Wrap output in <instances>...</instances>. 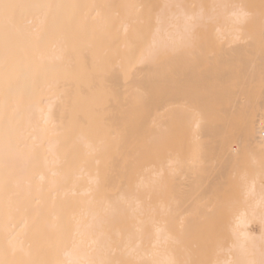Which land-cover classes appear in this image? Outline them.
<instances>
[{"label": "bare ground", "instance_id": "6f19581e", "mask_svg": "<svg viewBox=\"0 0 264 264\" xmlns=\"http://www.w3.org/2000/svg\"><path fill=\"white\" fill-rule=\"evenodd\" d=\"M233 1L0 0V264H264V0Z\"/></svg>", "mask_w": 264, "mask_h": 264}, {"label": "rangeland", "instance_id": "374dc122", "mask_svg": "<svg viewBox=\"0 0 264 264\" xmlns=\"http://www.w3.org/2000/svg\"><path fill=\"white\" fill-rule=\"evenodd\" d=\"M185 1H189V2H203L202 0H185ZM211 0H207V1H204L203 3L204 4H207V2H210ZM214 1V0H213ZM216 1V0H215ZM224 1H227V0H224ZM234 2L233 0H230V2ZM243 1H246V0H243ZM248 1V0H247ZM249 1H252V0H249ZM235 2H240V0H238V1H236L235 0ZM242 2V1H241ZM233 181H234V183H236V184H233ZM233 181H231V182H229L228 183V185L225 187V188H228V190L230 191V189L232 188V186H235L234 188H236V190L234 189V188H232V189H234V191L231 189V191H233V192H229L227 189V192H229V194H228V197H230L231 196V194H234L233 196H235L236 194H238V192L240 191V187H237V186H239V185H241V181L240 180H238V182H240V184L237 182V180L235 181V180H233ZM214 182H216V181H214ZM214 184V183H213ZM216 184H218V182L216 183ZM216 184H214V185H216ZM239 184V185H238ZM237 185V186H236ZM224 186V185H223ZM222 186V187H223ZM215 187V189H218L217 187H221L220 185H216V186H214ZM225 188L223 187L222 188V190H224L225 191V193H226V195H227V192H226V190H225ZM239 189V190H238ZM221 190V189H220ZM238 190V191H237ZM232 196V197H233ZM232 197H230V198H232ZM255 230H257V228H255Z\"/></svg>", "mask_w": 264, "mask_h": 264}, {"label": "snow or ice", "instance_id": "6c2138e0", "mask_svg": "<svg viewBox=\"0 0 264 264\" xmlns=\"http://www.w3.org/2000/svg\"><path fill=\"white\" fill-rule=\"evenodd\" d=\"M0 6H2L3 8H6L8 4H0Z\"/></svg>", "mask_w": 264, "mask_h": 264}]
</instances>
